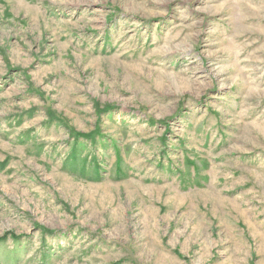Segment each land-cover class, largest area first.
I'll return each instance as SVG.
<instances>
[{
	"label": "rangeland",
	"instance_id": "1",
	"mask_svg": "<svg viewBox=\"0 0 264 264\" xmlns=\"http://www.w3.org/2000/svg\"><path fill=\"white\" fill-rule=\"evenodd\" d=\"M5 235L0 264H264V0H0Z\"/></svg>",
	"mask_w": 264,
	"mask_h": 264
},
{
	"label": "trees",
	"instance_id": "2",
	"mask_svg": "<svg viewBox=\"0 0 264 264\" xmlns=\"http://www.w3.org/2000/svg\"><path fill=\"white\" fill-rule=\"evenodd\" d=\"M74 135H78V134H74ZM78 137H81V135H79ZM84 137H85V136H84ZM94 144H95V142L93 143V145H94ZM8 239L17 240L18 238H16V237L13 236V235H10V236L5 235L4 237L0 238V243H3V242H5V241L8 240Z\"/></svg>",
	"mask_w": 264,
	"mask_h": 264
}]
</instances>
